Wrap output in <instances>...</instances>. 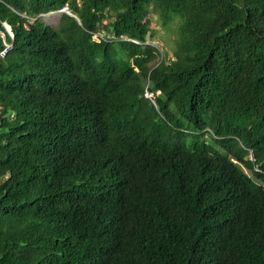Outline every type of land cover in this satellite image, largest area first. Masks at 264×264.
<instances>
[{"label":"trees","instance_id":"obj_1","mask_svg":"<svg viewBox=\"0 0 264 264\" xmlns=\"http://www.w3.org/2000/svg\"><path fill=\"white\" fill-rule=\"evenodd\" d=\"M0 264H264V0H0Z\"/></svg>","mask_w":264,"mask_h":264},{"label":"rangeland","instance_id":"obj_2","mask_svg":"<svg viewBox=\"0 0 264 264\" xmlns=\"http://www.w3.org/2000/svg\"><path fill=\"white\" fill-rule=\"evenodd\" d=\"M61 12L62 10L59 11H54L45 15L41 16L42 21H44L46 24H49L51 26H56L60 20V16H61ZM151 28H155L160 35H164V29H161L160 27V20L157 19V15H151V24H150ZM170 27L173 28L174 27V23H170ZM100 28L102 30H105L106 28V22L103 21L100 23ZM107 37H110L109 35ZM153 43L161 45V42L158 39H155L153 41ZM147 96H150L149 94H147Z\"/></svg>","mask_w":264,"mask_h":264},{"label":"clouds","instance_id":"obj_3","mask_svg":"<svg viewBox=\"0 0 264 264\" xmlns=\"http://www.w3.org/2000/svg\"><path fill=\"white\" fill-rule=\"evenodd\" d=\"M60 10H62V11H64V12H67V13H69L68 11H66V7H63L62 9H60ZM4 27H5V29H6V31L10 34V36L12 37V33H11V31H10V28H9V26L8 25H6V24H4ZM8 27V28H7ZM2 34V33H1ZM3 35V34H2ZM94 39H96L97 40V36H95L94 37ZM6 45V47L5 48H8L9 47V45L8 44H5ZM150 95V94H149Z\"/></svg>","mask_w":264,"mask_h":264},{"label":"built area","instance_id":"obj_4","mask_svg":"<svg viewBox=\"0 0 264 264\" xmlns=\"http://www.w3.org/2000/svg\"><path fill=\"white\" fill-rule=\"evenodd\" d=\"M2 54H4V51H2Z\"/></svg>","mask_w":264,"mask_h":264},{"label":"bare ground","instance_id":"obj_5","mask_svg":"<svg viewBox=\"0 0 264 264\" xmlns=\"http://www.w3.org/2000/svg\"><path fill=\"white\" fill-rule=\"evenodd\" d=\"M8 28V27H7Z\"/></svg>","mask_w":264,"mask_h":264}]
</instances>
